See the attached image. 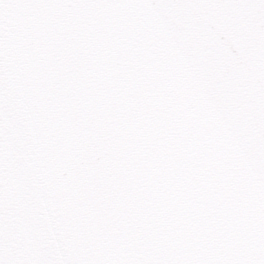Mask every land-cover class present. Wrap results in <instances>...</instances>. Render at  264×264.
I'll use <instances>...</instances> for the list:
<instances>
[{
    "label": "snow or ice",
    "instance_id": "snow-or-ice-1",
    "mask_svg": "<svg viewBox=\"0 0 264 264\" xmlns=\"http://www.w3.org/2000/svg\"><path fill=\"white\" fill-rule=\"evenodd\" d=\"M0 264H264V0H0Z\"/></svg>",
    "mask_w": 264,
    "mask_h": 264
}]
</instances>
